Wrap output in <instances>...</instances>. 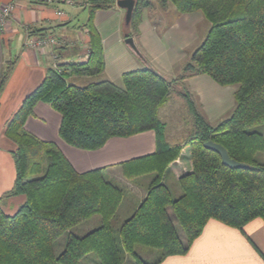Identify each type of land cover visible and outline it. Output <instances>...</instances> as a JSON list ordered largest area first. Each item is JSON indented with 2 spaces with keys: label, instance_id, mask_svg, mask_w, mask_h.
<instances>
[{
  "label": "trees",
  "instance_id": "16d2710c",
  "mask_svg": "<svg viewBox=\"0 0 264 264\" xmlns=\"http://www.w3.org/2000/svg\"><path fill=\"white\" fill-rule=\"evenodd\" d=\"M83 1L87 57L60 61L55 47L57 67L47 68L4 125L15 147L13 183L0 195V264H81L89 252L96 254V264H125V254L133 264H157L168 255L185 253L211 218L236 228L256 217L264 221V160L259 157L264 134L249 129L264 123V0H159L163 6L172 3L178 14L199 11L209 23L205 37L185 64V73L168 79L147 64L123 72L120 85L110 79L85 85L68 81L70 75L96 77L105 65L94 15L116 0ZM152 5L136 0L125 36L138 32L141 10ZM14 63L15 58H3L0 45V94ZM196 74L234 87L231 113L215 124L182 83ZM176 81L182 85L178 93L192 128L186 139L168 142L158 113L177 92ZM38 101L60 113V137L78 148L97 149L111 137L154 130L153 152L118 164L125 179L145 189L117 229L119 243L112 222L122 215L125 188L105 174V167L77 171L54 141L28 131L25 121ZM206 140L220 143L231 158L249 166L223 164L217 152L204 147ZM186 146L190 166L180 164V170L176 158ZM170 176L180 189L175 197L167 183ZM143 177L148 181L143 183ZM10 198L17 203L7 211L3 203ZM94 217L98 222L89 231L79 235L72 230ZM64 233L63 247L56 253V240ZM137 246L149 248L154 257L145 260Z\"/></svg>",
  "mask_w": 264,
  "mask_h": 264
},
{
  "label": "crops",
  "instance_id": "0c3cea01",
  "mask_svg": "<svg viewBox=\"0 0 264 264\" xmlns=\"http://www.w3.org/2000/svg\"><path fill=\"white\" fill-rule=\"evenodd\" d=\"M7 1L10 0H0V7ZM13 2L14 9L0 30L3 58H15L13 68L0 94V195L11 188L14 179L11 150L15 147V143L4 134L5 122L17 110L24 96L43 79L47 68L51 65L52 53L56 50L50 48L33 50L26 47L25 40L28 33L40 30L38 34L54 35L59 41L56 47L60 61L66 62L80 60L78 54L86 53L88 41L87 31L81 25L83 23H78L75 18L79 8L86 9L83 0H52L51 2L13 0ZM168 6L169 3L164 6L159 3L161 8ZM65 7L68 8L67 11ZM152 7L143 8L142 15L145 13L148 15V10ZM57 11L63 13L60 15ZM124 13L125 10L116 3L111 8L99 9L95 12L94 24L102 38L105 61L102 73L96 76L98 79H110L116 82L118 79L121 80L123 72L147 65L146 58L141 53L133 51L124 42L125 35L122 33ZM143 18L139 30L140 27L147 25L143 22ZM110 34L120 45L121 51L118 56L120 59L117 58L116 62L115 58L107 54ZM120 39H123L124 45L120 44ZM134 53L141 57L138 58L141 61L134 56ZM93 77L70 75L68 81L76 82L81 78L89 81L93 80ZM206 77L209 76L197 74L186 80L189 88L195 93L197 92L195 88L198 86L201 99L206 97L203 87L209 82ZM201 105L206 113L205 104L201 103ZM60 120V113L50 103L38 101L34 105L33 114L25 121V128L40 139L54 141L77 171L106 167L107 170L113 171L114 178L119 179L120 176L122 177L118 165L121 161L151 153L156 149V136L152 129L127 137H111L97 149L78 148L60 137L58 133ZM166 130L165 128V139L170 141L167 139ZM188 154L184 152L181 157V164L186 167L190 166L186 158ZM178 168L181 170L180 165ZM141 188L142 192H140ZM144 194L145 189L136 186L133 192L131 191L130 200L122 203L120 213H124V216L130 214ZM14 200L7 199L3 205L7 204L12 211L16 207ZM92 219H94L93 225L97 224L98 218ZM157 264H264V221L256 217L245 223L242 228H236L211 218L185 253L168 255Z\"/></svg>",
  "mask_w": 264,
  "mask_h": 264
},
{
  "label": "rangeland",
  "instance_id": "374dc122",
  "mask_svg": "<svg viewBox=\"0 0 264 264\" xmlns=\"http://www.w3.org/2000/svg\"><path fill=\"white\" fill-rule=\"evenodd\" d=\"M150 1L154 6L148 10V15L146 13L142 15L143 9L140 12L141 18L144 17L142 19L143 22H145V24L147 25H145V27H140V30L138 28V32L134 33L132 37L135 39V44L139 51V54L141 53L142 56L145 57L148 61L147 64L151 65L166 78L174 79L178 75L185 73L184 66L188 61L191 60L194 50L203 41L206 31L209 27V23L203 18L199 11L187 14H178L175 11V7L172 3H169V6L167 8H161L159 7V0ZM65 9L67 11L68 8L65 7ZM75 18L77 19L78 23H85L88 18L87 9L79 8L77 13L75 14ZM148 22H150L153 26H151V24H149ZM125 27L126 25L124 23L122 33H124ZM110 36L111 38H109L108 40L110 46L107 48V54L115 58L114 60L116 62L117 58L120 59V57H118L121 51L120 45H118L116 38L112 34H110ZM123 39L119 40L121 45H124ZM134 56H137V59L141 58L136 53H134ZM86 57L87 56L84 52L78 54V59L80 60H84ZM52 64L53 58L51 65ZM188 77L190 76L185 77L182 80V83L185 84L188 90L196 95L198 104L211 123L215 124L231 113L234 106V98L232 93V89L234 91V87L232 85H220L213 79L206 77L208 78L207 80H209L206 86H203L206 97H204V99H201L199 95L201 91L198 90V86H195V90L197 91L196 93L189 88L186 81ZM92 79L98 80L97 77H93ZM87 82L88 79L81 78L77 79V81L73 83L85 85ZM121 82L122 81L118 79L115 83L120 85ZM175 87L177 92L172 94L170 98L159 107L158 113L160 120L165 122V128L167 129V139L170 140L168 142L186 139L192 128V118L188 113L186 105L180 97V94L178 93L179 91H182V85L180 82L176 81ZM201 103L205 104L207 114L204 112V108L202 107ZM249 129L257 130L264 134V123L256 124ZM184 152H186V154L189 153V148L187 146L184 147V149L181 151V154L176 158V163L178 165L182 163L181 157L183 156ZM259 157L264 160V151L259 155ZM104 172L108 176L113 177L114 175L113 171L107 170V168ZM176 174L177 173H175V175ZM148 178L143 177L142 182H147ZM115 179L120 185L125 188L124 203H126L131 198L130 192H133L135 187L140 185H134V182L125 179L123 176H120L119 179ZM167 183L171 189L173 197L179 195L180 189L174 177L170 176L167 180ZM140 190V192H142L143 189L141 188ZM138 194L140 196V193ZM14 203L16 204L17 202L14 200ZM4 208L7 211H11L7 204L4 205ZM123 214L112 222L118 243L119 237L117 229L122 219L126 218V216H124ZM92 220L73 227L72 230L75 233L81 235L96 226H93L94 221ZM65 237L66 235L64 233L57 238L55 244L56 253H58L62 249ZM136 250L147 261L151 260V258L154 257V253L149 248L137 246ZM96 262L97 257L94 252L87 253L81 259V264H96ZM125 264H133L132 256L125 254Z\"/></svg>",
  "mask_w": 264,
  "mask_h": 264
},
{
  "label": "water",
  "instance_id": "95a60500",
  "mask_svg": "<svg viewBox=\"0 0 264 264\" xmlns=\"http://www.w3.org/2000/svg\"><path fill=\"white\" fill-rule=\"evenodd\" d=\"M135 2L136 0H116V4L125 10L124 23L126 26H129L130 24V20L135 7ZM124 42L128 44L133 51L139 53L132 36H125ZM203 145L204 147L217 152L221 158V162L229 167L247 168L249 166L244 162H240L231 158L226 148L220 143L214 142L212 140H206L203 142Z\"/></svg>",
  "mask_w": 264,
  "mask_h": 264
},
{
  "label": "built area",
  "instance_id": "2783aa9c",
  "mask_svg": "<svg viewBox=\"0 0 264 264\" xmlns=\"http://www.w3.org/2000/svg\"><path fill=\"white\" fill-rule=\"evenodd\" d=\"M45 2H51L52 0H40ZM14 9L13 0L3 3L0 7V30L5 24L8 16ZM58 14H62V11H57ZM59 41L54 35H40V34H29L25 40V46L33 50H42L46 48L54 49L58 45ZM53 64L52 67H57L55 61V53H52Z\"/></svg>",
  "mask_w": 264,
  "mask_h": 264
}]
</instances>
